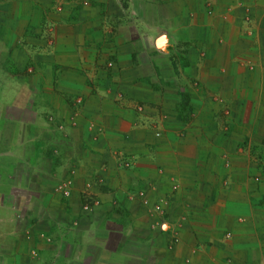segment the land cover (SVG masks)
<instances>
[{
	"label": "crops",
	"instance_id": "0c3cea01",
	"mask_svg": "<svg viewBox=\"0 0 264 264\" xmlns=\"http://www.w3.org/2000/svg\"><path fill=\"white\" fill-rule=\"evenodd\" d=\"M259 160L264 0H0V264H264Z\"/></svg>",
	"mask_w": 264,
	"mask_h": 264
},
{
	"label": "rangeland",
	"instance_id": "374dc122",
	"mask_svg": "<svg viewBox=\"0 0 264 264\" xmlns=\"http://www.w3.org/2000/svg\"><path fill=\"white\" fill-rule=\"evenodd\" d=\"M157 136H160V133H158ZM260 160L258 161V162H260V164H258V165H259V168L263 167V171L262 172L264 173V163H263V161H260ZM261 180H262L261 177L256 176L255 181L257 183L261 182Z\"/></svg>",
	"mask_w": 264,
	"mask_h": 264
}]
</instances>
